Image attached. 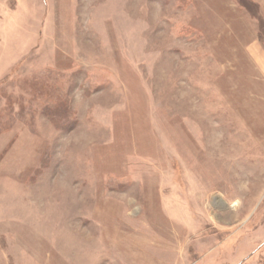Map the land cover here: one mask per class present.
Masks as SVG:
<instances>
[{
	"label": "rangeland",
	"instance_id": "obj_1",
	"mask_svg": "<svg viewBox=\"0 0 264 264\" xmlns=\"http://www.w3.org/2000/svg\"><path fill=\"white\" fill-rule=\"evenodd\" d=\"M0 264H264V0H0Z\"/></svg>",
	"mask_w": 264,
	"mask_h": 264
}]
</instances>
